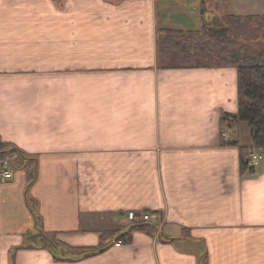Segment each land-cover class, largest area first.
<instances>
[{"label": "crops", "instance_id": "obj_1", "mask_svg": "<svg viewBox=\"0 0 264 264\" xmlns=\"http://www.w3.org/2000/svg\"><path fill=\"white\" fill-rule=\"evenodd\" d=\"M221 8L235 1L0 0V142L36 167L29 185L0 164V264H264V163L242 168L246 123L222 137L237 68L159 67L161 30ZM129 211L162 223L117 242Z\"/></svg>", "mask_w": 264, "mask_h": 264}, {"label": "trees", "instance_id": "obj_2", "mask_svg": "<svg viewBox=\"0 0 264 264\" xmlns=\"http://www.w3.org/2000/svg\"><path fill=\"white\" fill-rule=\"evenodd\" d=\"M224 21L214 17L197 31L164 29L159 33L158 53L161 69L213 68L233 66L238 70V112L225 114L222 124L233 129L246 123L252 147L264 153V14L228 15ZM223 18V17H222ZM218 23V24H217ZM220 23V24H219ZM249 149L242 148L241 165L248 168ZM11 161L14 168L27 170L29 185L36 178L35 161L11 143L0 142V164ZM29 199V205L31 206ZM32 208V206H31ZM36 217L39 239L52 247L58 259L65 258L63 245L50 233L43 232ZM149 224L129 225L117 242H128L132 230ZM103 239L98 247L70 248V259L88 257L104 250Z\"/></svg>", "mask_w": 264, "mask_h": 264}, {"label": "built area", "instance_id": "obj_3", "mask_svg": "<svg viewBox=\"0 0 264 264\" xmlns=\"http://www.w3.org/2000/svg\"><path fill=\"white\" fill-rule=\"evenodd\" d=\"M222 137L225 140L230 139V135L228 133V130L226 129L222 133ZM263 159V152L259 149H256L254 147L249 148L248 155L246 156V162L248 164V167L254 168L257 165L260 164L261 160ZM12 170L6 166L2 170V178L3 177H9L11 176ZM127 218L129 221V225H137V224H152V225H158L162 223V217L161 214L156 211H129L127 213Z\"/></svg>", "mask_w": 264, "mask_h": 264}, {"label": "rangeland", "instance_id": "obj_4", "mask_svg": "<svg viewBox=\"0 0 264 264\" xmlns=\"http://www.w3.org/2000/svg\"><path fill=\"white\" fill-rule=\"evenodd\" d=\"M225 1H228V0H225ZM234 1H235L234 11H232L231 13L228 14L225 11V8H223V9L221 8V10H218V11L222 12L223 15L216 13L214 17H218V21H219V18L221 20L223 19L225 21L227 19L226 16H228V15H234L235 16V15H237V13L238 14H240V13L241 14H264V0H234ZM209 4L212 6L211 3H209ZM215 9H217V8H215ZM233 13H235V14H233ZM240 16H244V15H240ZM246 127L248 129V126H246ZM242 129L244 130L243 126H242ZM242 137H243V135H242ZM243 139L247 141V137H243ZM261 162L264 163V153H263V159L261 160ZM1 166H2L1 167L2 169L6 166L14 168L11 161L2 163Z\"/></svg>", "mask_w": 264, "mask_h": 264}]
</instances>
